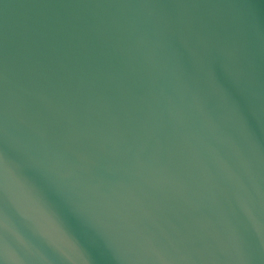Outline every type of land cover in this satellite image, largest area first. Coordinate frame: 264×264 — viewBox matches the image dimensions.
Listing matches in <instances>:
<instances>
[{
    "label": "water",
    "instance_id": "water-1",
    "mask_svg": "<svg viewBox=\"0 0 264 264\" xmlns=\"http://www.w3.org/2000/svg\"><path fill=\"white\" fill-rule=\"evenodd\" d=\"M0 264H264V0H0Z\"/></svg>",
    "mask_w": 264,
    "mask_h": 264
},
{
    "label": "clouds",
    "instance_id": "clouds-1",
    "mask_svg": "<svg viewBox=\"0 0 264 264\" xmlns=\"http://www.w3.org/2000/svg\"><path fill=\"white\" fill-rule=\"evenodd\" d=\"M11 178L18 184L21 191L28 197H31V191L27 188V186L19 180V178L16 176L15 172L12 170H9Z\"/></svg>",
    "mask_w": 264,
    "mask_h": 264
}]
</instances>
